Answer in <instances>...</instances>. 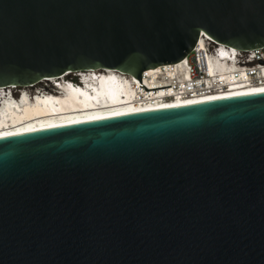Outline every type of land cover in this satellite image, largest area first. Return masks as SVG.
<instances>
[{"label":"water","instance_id":"1","mask_svg":"<svg viewBox=\"0 0 264 264\" xmlns=\"http://www.w3.org/2000/svg\"><path fill=\"white\" fill-rule=\"evenodd\" d=\"M203 35L264 48V0H0V87L146 88ZM261 90L0 137V264H264Z\"/></svg>","mask_w":264,"mask_h":264},{"label":"bare ground","instance_id":"2","mask_svg":"<svg viewBox=\"0 0 264 264\" xmlns=\"http://www.w3.org/2000/svg\"><path fill=\"white\" fill-rule=\"evenodd\" d=\"M208 41H210V38L203 35L195 52L204 50L208 45ZM255 51L257 50L245 52L253 53ZM195 52L191 57L186 58L180 63L146 70L147 72L142 78V84L150 90L142 87L138 78L119 73L121 76L117 92L113 90L112 83H105L104 80L98 79L94 82V89L99 84H101L100 89L103 84H109L108 87L100 90L106 91L105 93H101L100 97H98L100 95L99 91L75 89L73 91L68 90L66 95L64 93L53 95L51 91H46L50 90L48 88L50 81H62L67 75L74 73L71 71L60 77L44 79L33 85L0 87V91L2 92L18 89L25 93L24 102L21 103V106L17 107V109L14 106H10L7 113L3 114L4 120L0 121V137L264 89L262 75H260L261 80L257 81H248L235 77L236 73H240V69L237 62L232 61V54L236 53L233 51L229 55H223L222 57L215 55L214 58H210L208 62L209 68L212 70V74L216 76L208 80L210 89L193 94V96H175V92L172 89L169 90V88H173V82L176 78H182L183 76L184 79H189L185 72V65L191 61L192 57L196 56ZM222 52L227 53L224 48H222ZM89 72L104 75L105 77L107 72L114 71L82 70L77 73L84 75ZM133 81L137 85H134ZM45 82H48L45 88H40L44 86ZM128 83L129 86H127ZM114 86L116 85L114 84ZM30 89H37V91L32 92ZM34 94H36L35 98L33 97ZM120 95H123L120 103H113L111 106L104 108L98 107L97 109L86 110L90 105L98 106L94 100L100 101V99H103L108 102L109 99H118Z\"/></svg>","mask_w":264,"mask_h":264},{"label":"built area","instance_id":"3","mask_svg":"<svg viewBox=\"0 0 264 264\" xmlns=\"http://www.w3.org/2000/svg\"><path fill=\"white\" fill-rule=\"evenodd\" d=\"M197 48V47H196ZM196 50V49H195ZM193 51V53L195 52ZM220 50H218L219 52ZM193 53L188 56L191 57ZM242 52V64H240V73H236V78L246 79L248 81L251 80H261V76L264 79V67L256 68L255 66L250 65L251 60H253L254 56H261L264 53V48L258 49L253 53H249L248 57L244 59V55ZM196 56L191 58V61L185 65V72L189 79L176 78L173 82L172 89L175 93V96H193V94L201 93L210 89L208 85L209 78H215L216 76L212 74V70L209 68V60L211 57V49L209 44L202 51L195 52ZM187 57V58H188ZM264 66V65H263ZM262 69V70H260ZM147 71L144 72V74ZM247 81V82H248Z\"/></svg>","mask_w":264,"mask_h":264},{"label":"clouds","instance_id":"4","mask_svg":"<svg viewBox=\"0 0 264 264\" xmlns=\"http://www.w3.org/2000/svg\"><path fill=\"white\" fill-rule=\"evenodd\" d=\"M221 46H225V45H221ZM225 47H227V48H229V49H231L232 47H229V46H225ZM232 49H234L235 51H236V53H237V55H238V57L240 58L241 57V54H242V52L241 51H239V50H237V49H235V48H232ZM106 87H108V85H106L105 87H104V85L102 86V90L104 89V88H106ZM112 88H114V87H112ZM114 90V89H113ZM106 91H101V93H105ZM111 92H113V91H111Z\"/></svg>","mask_w":264,"mask_h":264},{"label":"rangeland","instance_id":"5","mask_svg":"<svg viewBox=\"0 0 264 264\" xmlns=\"http://www.w3.org/2000/svg\"><path fill=\"white\" fill-rule=\"evenodd\" d=\"M243 55H244V59H245L246 57H248L249 52H245V53H243ZM47 83H48V82H45V83H44V86H41L40 88H45V86H46ZM48 86H49V85H48ZM19 89L22 90L21 88H19ZM38 89H39V88H38ZM16 90H17V89H16ZM16 90H15V91H16ZM30 90H31V89H30ZM22 91H24V90H22ZM31 91H32V92H33V91L35 92V91H37V89L31 90ZM31 91H30V92H31Z\"/></svg>","mask_w":264,"mask_h":264},{"label":"snow or ice","instance_id":"6","mask_svg":"<svg viewBox=\"0 0 264 264\" xmlns=\"http://www.w3.org/2000/svg\"><path fill=\"white\" fill-rule=\"evenodd\" d=\"M261 91H264V90H261Z\"/></svg>","mask_w":264,"mask_h":264}]
</instances>
